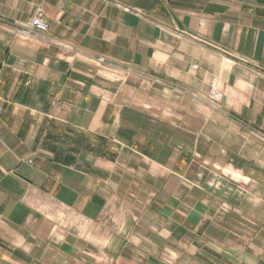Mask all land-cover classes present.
<instances>
[{
  "label": "crops",
  "instance_id": "1",
  "mask_svg": "<svg viewBox=\"0 0 264 264\" xmlns=\"http://www.w3.org/2000/svg\"><path fill=\"white\" fill-rule=\"evenodd\" d=\"M0 108V264H264V0H0Z\"/></svg>",
  "mask_w": 264,
  "mask_h": 264
},
{
  "label": "built area",
  "instance_id": "2",
  "mask_svg": "<svg viewBox=\"0 0 264 264\" xmlns=\"http://www.w3.org/2000/svg\"><path fill=\"white\" fill-rule=\"evenodd\" d=\"M125 11L129 12H135L139 13V10H136L134 8H129L127 6H121ZM48 24L47 21L43 15V12L40 7L35 8L33 14L31 17L22 24H19L16 26L15 30L21 37H29V36H36L38 34H41L47 30ZM96 60L107 67H111L116 70H120L123 73H127L129 71L128 68H125L124 66L118 64L114 60H110L106 58L105 56H98ZM219 97V88L216 83H214L208 93V98L211 100H217ZM1 113V108H0Z\"/></svg>",
  "mask_w": 264,
  "mask_h": 264
}]
</instances>
